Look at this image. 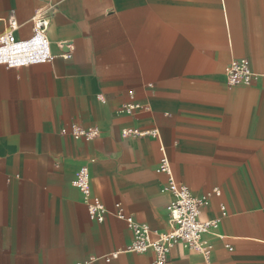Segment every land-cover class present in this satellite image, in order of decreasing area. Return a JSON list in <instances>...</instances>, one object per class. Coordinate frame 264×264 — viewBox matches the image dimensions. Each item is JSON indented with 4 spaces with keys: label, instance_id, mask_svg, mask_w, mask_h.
<instances>
[{
    "label": "crops",
    "instance_id": "obj_1",
    "mask_svg": "<svg viewBox=\"0 0 264 264\" xmlns=\"http://www.w3.org/2000/svg\"><path fill=\"white\" fill-rule=\"evenodd\" d=\"M49 4L56 58L0 63V264H151L152 251L129 250L116 204L168 230L163 148L179 184L212 194L201 218L220 219L209 258L177 244L167 264H264V0H0V36L14 15L29 37ZM235 58L259 80L228 86ZM128 102L143 107L126 114ZM75 124L100 135L74 138ZM85 165L103 222L73 184Z\"/></svg>",
    "mask_w": 264,
    "mask_h": 264
},
{
    "label": "built area",
    "instance_id": "obj_2",
    "mask_svg": "<svg viewBox=\"0 0 264 264\" xmlns=\"http://www.w3.org/2000/svg\"><path fill=\"white\" fill-rule=\"evenodd\" d=\"M56 5L49 4L40 9L32 18V34L26 38L16 36V30L20 27L17 18L12 15L8 20V30L0 36V63L11 68L30 66L42 62H52L56 56L52 52L51 41L48 36L50 18ZM71 48L70 43H62ZM64 57H71V52L64 54ZM260 74L252 69L249 60L235 58L226 70V83L228 86L252 85L259 80ZM141 104L128 102L124 104L121 111L131 114L142 108ZM66 128L61 129L66 134ZM74 138L85 137L95 138L100 135L97 126L84 127L75 124L69 131ZM125 136L151 135L159 137L157 129L141 130L140 128L123 129ZM158 171H164L169 175V184L163 191L171 192L174 200L169 204V228L164 232L153 230L150 226L134 220L127 216L120 203H117V216L127 220L129 227L133 230L134 238L129 250L134 252L152 251L154 256L151 264H167L172 248L177 244L196 249L209 258L213 245L204 239V236L212 229L218 228L220 219L203 220L201 213L204 207L209 205L212 194L196 196L191 189L179 184L173 175L170 158L163 148V157ZM73 184L84 195L90 216L97 222L105 220L107 209L102 200L92 192V178L88 166H82L77 171ZM215 195L220 196L219 190H214ZM223 215L226 214L224 204H221ZM108 260V258H107Z\"/></svg>",
    "mask_w": 264,
    "mask_h": 264
}]
</instances>
